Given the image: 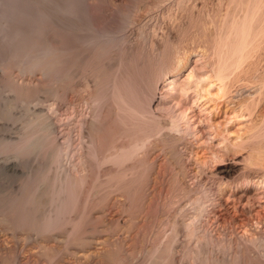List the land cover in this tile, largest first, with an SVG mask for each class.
Returning a JSON list of instances; mask_svg holds the SVG:
<instances>
[{
	"label": "rangeland",
	"instance_id": "obj_1",
	"mask_svg": "<svg viewBox=\"0 0 264 264\" xmlns=\"http://www.w3.org/2000/svg\"><path fill=\"white\" fill-rule=\"evenodd\" d=\"M83 1V8L85 10L82 21L80 22L83 24L84 21V24L90 25L89 28H92L91 31H94H92V34L100 31H108L112 33L111 35H114L118 32L117 35H114L117 39L115 38L116 42L113 46L116 47V45H121L116 47V49L109 45V47L104 49L105 51L103 50L105 54L103 51H100V49L93 50L88 48V51L86 48L85 51H81L80 58L82 61L78 57L77 60L75 59L76 65L79 63V66H77V70L75 69L76 72L74 71L76 75L74 72L72 74L74 79L70 77L73 81L69 79L71 81L70 85L67 80H59V82L55 79H49L42 71L23 73L18 68H13L11 70L12 77L15 83H19L18 85H23L25 82L26 84L30 83L34 86L43 83L42 86H47L48 89L43 92L37 91V95L35 96L34 94V97H32L33 100L28 106L22 103L14 104L8 118L0 115V140L5 139L7 142L9 141L12 146L7 147L8 149L10 148L9 150L6 147V150H3L4 148L2 150L0 149V171L5 167L4 170L2 169L5 172V176L0 172V264H264V244H262L264 243V187H261L264 184L257 185L259 179L260 181L264 180V172L260 169H254V167H243V171H241L242 174L239 173L235 175V181L237 180V185L235 184V187L234 185L232 187H226L225 185L221 186L214 174L218 167L233 163L246 153L244 152L246 150L237 153L231 148L228 149L229 151L223 149L225 146L223 141L226 138L234 140L239 126L238 121L235 119L233 105L229 104L228 100H230V97L233 98L235 94L234 97L240 96L243 91H253V87H248L242 83H238L239 85L234 84L235 86L233 85L230 88V95H228L226 99L222 98L212 101L206 105L204 104L205 106L203 105V107L201 105L203 100L195 102L196 97L194 95L187 98L188 100L186 98H181L180 104H182L184 109L192 116L193 121L196 122V126L201 132L197 137L187 135L186 139H183L184 143H179L181 145L178 146L176 155L179 153L180 155H178L181 156V160L179 161V157L177 156V158L175 156V161L176 158L178 159L177 162H175V170L171 164L166 162L165 156L160 150H153L152 153V149L149 148L147 152H140L143 154L139 153L141 159L138 157L139 154L136 156L140 161V165L138 159L135 157V160L129 163L130 169L135 166L133 170L126 169V171L124 170L125 172H121L120 174L118 172L119 168L116 170L117 167H110L109 165H104L100 168L104 171L99 169V171H96L91 164L92 168L86 166L87 169L85 168V171L88 177L90 178L92 169L93 175L97 172L96 175L98 180L94 182L95 177L91 176L90 179L87 178L88 180L80 186L81 188H76V190L73 191L70 187L71 190H69L67 185L70 183L67 181L66 177L68 176L66 175L70 173L69 175L71 176L75 171L74 174L85 172L83 170L84 166H81V161H83L81 159L84 158L85 162L88 160L86 159L87 155L89 156L90 150L94 149V146H92L94 142L92 143V140L95 141L99 136L100 139H104L111 133L109 129L116 128L113 119H110L109 113L113 82L118 79L117 81L121 82V84L123 83V87L125 88L124 91L127 90L125 95L130 91L129 89H131V93L126 95L128 99H130V103L137 104L144 98L141 97L144 96L145 91L143 77L146 73L150 72V60L146 54H149L150 52L148 51L151 50L148 46L149 41L152 39L151 37L155 33L162 35L166 27L171 23L173 25L176 24L175 28L177 30H175L178 31V34L181 32V36L179 37L180 40L182 39V43L179 41L181 48L184 45L189 47L193 42V37V39L200 44V36L198 35L200 30V24H198V10L195 9L192 13H190L191 11L185 13L186 16H184L185 14L183 16L182 14L173 15L171 10L176 12V7H173V0H166L168 3L164 0L161 3L162 5L158 4V8L156 7L158 5L151 8L153 5L151 3H153L154 0H116V4L114 3L116 2L115 0H113L114 2L112 0ZM149 7L152 10L149 9ZM119 10L122 13H120ZM122 10L127 16L124 17V12ZM187 14H191V16H187ZM175 16H177V18H174ZM167 17L168 20L170 19L169 21ZM182 17L185 20H183ZM176 19H178V21ZM57 21L56 19L55 21L49 22V29H56L55 31H57V33H62V26H60V23L58 24ZM129 21L131 23H129ZM54 23L56 24L54 25ZM125 23L126 25L124 27ZM210 27L213 33L217 32L215 27ZM154 29L156 31H154ZM50 33L48 36L52 35V33L51 35ZM178 34L177 36L180 35ZM73 35L76 36L75 34L71 36L73 37ZM79 35L83 38V36H86V33L84 35V32H80ZM39 39H36V41H39ZM41 39L40 41H42ZM73 40L77 41L78 39L76 40L74 37ZM75 41H73V46L76 45V43L78 45L81 40ZM121 41L123 42L121 43ZM194 42L192 45L197 46L198 44ZM134 43L136 45H134ZM128 46L129 48L131 47V50L133 49L132 52L127 49ZM195 46H191V48L194 49ZM118 48L122 49L120 50ZM194 53H196V51ZM83 54L85 56L84 58L82 57ZM95 54H97L96 57ZM261 55L264 56L262 53ZM74 57H76L75 54ZM97 58H99V60ZM259 58L260 62L264 63V57L261 60V57L253 56L250 59V64L252 63V66L247 65V68L261 71L264 68V64L259 63ZM124 59L126 60L124 61ZM129 59L130 61H128ZM253 60H255V62ZM100 66H102V68L99 69ZM146 67L149 68L147 69ZM1 68L0 81L5 75L3 68L2 70ZM97 73L103 77L96 75ZM63 81L65 82L64 84ZM66 83L69 86H65L67 85ZM242 85L244 86L242 87ZM42 86L40 85V88ZM72 86L73 88H71ZM244 87H247V90ZM86 88H89V90H86ZM136 89L139 90L137 91ZM97 91L98 93L100 92L98 96ZM13 94L14 93L9 90L8 85H0V112L7 102L13 100ZM67 95L68 97L66 98ZM100 96H102V98H100ZM70 97H73V99ZM104 99L107 102L104 101ZM173 99H175V101L179 100L178 98ZM172 103L173 102H169L168 106L171 105L173 107L174 104ZM173 108L175 109L176 107ZM258 109L257 118L259 119V114H261V116L264 114V105L261 104ZM166 111L163 113L164 120L170 121L172 117L176 119L178 107L176 110L170 109ZM101 112L102 114H100ZM38 118L43 120L47 129L40 126L33 131L34 133L29 136L30 138L27 136L30 139V144H33L35 149L29 148L19 154L24 145V138L27 140L25 137V135L28 134L26 133L28 132L27 123ZM98 118L104 120L102 121ZM248 119L251 118L247 117L244 119V124H246ZM105 122L107 124H105ZM100 126L102 127L100 128ZM152 140H154V138H152L150 142H152ZM66 148H68L69 152ZM57 151L63 153H60L58 158L56 157L59 155V153H56ZM147 154H150L149 157ZM214 154L220 157L215 158ZM80 155L82 158H80ZM64 156L67 160H65ZM59 157H61L60 160ZM56 160L58 162H56ZM56 163H59V165ZM86 165H89V163ZM144 165H146V168ZM78 166H80V168ZM140 166L142 168H140ZM74 167L75 171L73 169ZM139 169H141V171ZM144 169L147 171H144ZM64 170L68 171L65 172ZM70 170L71 172H69ZM112 173L114 176L117 174L121 176L123 173L121 177H124L121 178L118 175L119 178H116L118 177L116 176L115 181L114 178H112L113 181H109V178H107L109 176L107 175H112ZM249 173L251 174L249 175ZM105 175L107 177H104ZM100 176H102V178H99ZM54 178L56 181H53ZM248 180L249 182H247ZM62 184L66 186V192L63 193V195H61L62 192L60 191L63 186ZM57 186H59V188ZM186 194H189L192 200L193 197L196 199L201 198V200L206 203V210L208 212L206 211L207 213L205 212L201 219L197 221L199 222L198 224L196 222L197 230H173L171 225L174 224V222L175 225L181 226V223L188 222L189 217L191 218L195 212L193 210L195 208L192 206V202ZM65 196L68 198L66 199ZM53 197H55V200ZM78 204L80 206H78ZM72 219L76 224L78 223V226H73L75 223ZM176 220L178 223H176ZM182 220L185 221L183 222ZM49 221H51L50 223L54 226V229L51 228L53 226L50 227ZM14 230L17 231L13 232ZM42 230H45L43 231L44 233ZM61 230H64V233H62ZM73 230H79L78 232L76 231L77 235L74 234L76 237L82 235L80 237H82V239L85 238L84 242L85 240L87 241L85 242V247L80 248L81 246L78 245V248L76 245L73 246L75 243L72 239H74L75 236L73 238L71 237V244H65L70 243L68 242L70 237L67 238L68 240L65 239L67 242L63 243L65 240L60 242L61 236H64L62 238L64 239L67 237V234L71 235V233L74 232ZM28 237L31 238L27 240ZM32 238L37 239L31 240ZM40 244L41 247L39 248ZM63 244L64 248L62 246ZM170 244L173 245H171V247H173L171 253L166 255L164 260L159 259L160 261H158V258L165 253L167 246ZM87 245H89V247H87ZM75 249L77 253L74 252L76 251ZM51 250H53V252ZM44 251H48V253H44ZM56 252H59V254ZM113 254L115 255L113 256ZM13 259L15 262H13ZM240 259H242V261H239Z\"/></svg>",
	"mask_w": 264,
	"mask_h": 264
},
{
	"label": "bare ground",
	"instance_id": "obj_2",
	"mask_svg": "<svg viewBox=\"0 0 264 264\" xmlns=\"http://www.w3.org/2000/svg\"><path fill=\"white\" fill-rule=\"evenodd\" d=\"M163 1L164 0H154V2L151 3V4H153L151 8H153V6H156L158 4L160 5ZM173 1H174V3L172 2L174 4L173 7H176V10H175L176 12L172 11L171 10L172 8L170 9L171 12H173L172 13L173 15L182 14V16H183L185 13H189L190 11H191L190 13H192V11L193 10L195 11V9L198 10L199 21L198 20L197 21H198V24H200L199 26L201 27V28L199 27L200 30L198 33V35L200 36V38H199L200 44L198 42H196V40H194L193 39L194 37H193L192 40H193V42L195 41L194 43L198 44V45L196 44L197 46L192 45L193 42L191 41L192 44L191 45H189L190 43L188 44L190 48L187 47V45H184L181 48L180 43H179V41L182 40V39L180 40V38H179L181 36V34H180L181 32H179V34H180L179 35L178 31H176L177 30L175 28L176 24L173 25L170 23V25L166 27V29L162 33V35L161 34L158 35V33H155L154 35L152 34L153 35L151 37L152 39L148 43V46L151 49L150 51H148V52H150L149 53L150 55L148 53L146 54L145 52H142V53H145L146 55H148V59L150 60L149 61L150 62L149 67L150 68L148 67L150 72L146 73V75H144V77H143L144 78L143 81L145 82V84H143L145 87V89H144L145 91H144V96H141V97H144V98L141 99L142 101H139L137 104L130 103V99H128V97L126 95L131 93L130 92L131 89H129L130 91L128 90L129 92L125 95V92L127 90L124 91L125 88L123 87V83L121 84V82L117 81L118 79L113 82V85H112L113 89L111 88L112 93H111V97H110L111 103L109 104L110 105L109 113H110V119H113V122L115 123L116 128L109 129L110 130L109 132H111V133H109V135L106 134L107 136L104 139H100L99 135H98L99 138L96 139L98 137L97 136L95 138L96 139L95 141H93L91 139L92 143L94 142V144L92 145V146H94V149L90 150L89 156L86 153V155H87L86 159H88L86 162H85L84 158L81 159L83 161L80 160L82 163L81 166H84V169H83L84 171L87 169L86 166H89L90 168H92V166H93V169H95L97 171L98 169L103 170V169H100L102 166H104V165L108 166L109 165L110 167H115V168L117 167L116 170L119 168L120 171L118 170V172L120 174L121 172H125L126 169L127 170L130 169L129 163L131 161L133 162V160H135V157L140 152H145V151L147 152V150H149V148H151L152 153H153V150H157V151L160 150L164 154L166 162L171 164V166L175 170V165H176L175 162H177V160H178L177 158L179 157V161L181 160L180 159L181 156H179L180 154L178 152L177 153L179 155L178 154L176 155V151H178L177 148L179 145H181L179 143H182V142L184 143V140L186 139L187 135L197 137V136H199V134L201 132V130L199 128H197L196 122L193 121L192 116H190L188 111L186 109H184L182 104H180L181 100L183 98L187 99V98L191 97V95H194L196 97L195 102H199V101L203 100V103L201 104L203 107L204 104L206 105L212 101L220 100L222 98L226 99V97L228 95H230L229 94L230 88L234 84L239 85L238 83H242L248 87H253L254 90L253 91L250 90L248 92L243 91L240 96L234 97L236 95L235 94L233 96V98L230 97V100H228L229 104L233 105L232 107L235 110L234 111L235 112V119L238 121L239 126H238V132H237L234 140H229L228 138H226L223 141L224 145H225L223 147V149L228 150L231 148L233 151H235L237 153L238 152L241 153L242 150H246V151H244L246 153L243 155L241 154L242 155L241 158L237 159V161L230 163V164H227V165H224L222 167H218L214 173L221 186L225 185L226 187H232L234 185V187H235V184L237 185V183H236L237 180L235 181V179H236L235 175L241 173V171H243L242 170L243 167L244 168H245V166L246 167L248 166L250 168L254 167V169L255 168L260 169L264 172V114L262 116H261V114H259L260 118L259 119L257 118L258 112L260 109V108L258 109V107L261 106V104L264 105V68L262 69V65H261V69H262L261 71H259L257 69L247 68V65L252 64V63L250 64V59L253 56L261 57V60L264 57L263 55H261V53L264 54L263 53L264 52V0H173ZM82 2L84 3L83 0H0V68L2 67L3 71L5 73L4 77H2L3 79L1 78L2 80L0 81V85H8L9 90L12 93H14L13 94V96H14L13 100L11 102H7L4 106V108L1 110L0 115L2 117L8 118L10 116V112H11L10 110L12 109L14 104L22 103L23 105L28 106L32 102V100H33L32 97H34V94H35V96L37 95L36 94L37 91L43 92V91L48 89L47 86L46 87L42 86L43 83L39 84V85L36 84L34 86L33 84H30V83L26 84V82H25V84H23V85H21V84L18 85L19 83L18 84L15 83V81L12 77V74H11V70L13 68H18L23 73H33L36 71H42V72H44L46 77H49V79H55L58 81L59 80L60 81L61 80H67V82H69L68 84L70 85L71 81L69 79H71L70 77H72L74 79V76L72 74L74 71L76 72V70H77L76 68H77V66H79L78 65L79 63H77V65H76L75 62L77 60V57L78 58L81 57L80 53H82L83 50L85 51L86 48H87V50H88V48H90L93 50L100 49V51H103L104 49L109 47V45L113 46V44H115V42H116L115 40L117 38L114 35H117L118 32H116V34H114V32H113L114 35H111L112 33L111 32L109 33L106 30L107 32L100 31L98 33L92 34L93 30L91 31L92 28L91 29L89 28L90 25L88 26L86 23L84 24V21H83V24H84V26H83V24L80 22V21H82V18L84 16V10H85L83 8L84 4ZM166 2L168 3V1H166ZM114 3L116 4L117 1ZM114 3H113V5H114ZM119 4H120V2H119ZM87 5H88V3H87ZM159 5L156 7L158 8ZM148 6H151V5H148ZM148 6H147V8H148ZM85 8H87V7H85ZM151 8L149 7V9H151ZM120 13H122V12L120 11ZM125 14L126 13L124 12V17L127 16V14L126 15ZM179 16H181V15H179ZM179 16H178V18H179ZM184 16H186V14ZM187 16H191V14L190 15L187 14ZM85 17H84V20H85ZM122 17H123V15H122ZM130 17H127V18L133 20ZM174 18H177V16H175ZM174 18H172V19H174ZM56 19L59 21V22L57 21V23L58 24L60 23V26H62V28H64V29L61 28L62 33L61 32L57 33V31H55L56 29L54 30L53 28L52 29L54 31L49 29L50 28L49 22L55 21ZM182 19H183V17H182ZM167 20H168V17H167ZM176 20L178 21V19H176ZM183 20H185V19H183ZM130 21H129V23H131ZM177 21H176V23H177ZM187 21H188V19H187ZM184 22H186V21H184ZM195 22H196V20H195ZM87 23H88V21H87ZM51 24H53V23H51ZM55 24L56 23H54V25ZM125 25H126V23L124 24V27H125ZM60 26H59V28H60ZM210 26L215 27L217 29V32L213 33ZM121 27H123V26H121ZM194 28H195V26H194ZM181 29H182V27H181ZM196 29H198V28H196ZM179 30H180V27H179ZM154 31H156V30L154 29ZM157 31H158V29H157ZM50 32L52 33V35ZM80 32H84V35L86 33V36L82 35L83 36V38H82L79 35ZM49 33L51 36H48ZM72 34H75L76 36L73 35V37H72L71 36ZM177 34L179 36H177ZM183 36H184V33H183ZM74 37L76 40L78 39L77 41H79V40H81V41H79L80 43L78 42L79 43L78 45L76 43V45L73 46L72 45L74 43L73 41H75V40H73ZM136 37H138V36H136ZM39 38L40 39L43 38V39H41L42 41H40ZM79 38H81V39H79ZM146 38H148V37H146ZM36 39H39V41L38 40L36 41ZM126 40H128V39H126ZM77 41H75V42H77ZM118 41H119V39H118ZM122 42L123 41H121V43ZM181 43H182V41H181ZM184 43H185V41H184ZM186 44H187V41H186ZM120 45L121 44H119L118 46H120ZM134 45H136V44L134 43ZM118 46L116 45V47H118ZM139 46H141V45H139ZM191 46H193V47L195 46V48L192 49ZM116 47H114V48L116 49ZM131 47L133 48L132 45H131ZM131 47L129 48V46H128L127 49L130 51ZM118 49H120V48H118ZM87 50H86V52H87ZM132 50H131V52H132ZM104 51H103V53H104ZM195 51H196V53H194ZM93 52H95V51H93ZM138 52H139V50H138ZM103 53H102V55H103ZM74 54L76 57H74ZM84 54L82 56L83 58L85 57ZM97 54H95V57ZM133 54H135V53H133ZM86 55H88V54H86ZM90 55H92V54H90ZM130 56H132V55H130ZM113 57H112V59H113ZM123 57H125V56H123ZM107 58H108V55H107ZM97 59L99 60V58H97ZM80 60H81V58H80ZM84 60H83V62H84ZM92 60H94V59H92ZM125 60L126 59H124V61ZM263 60H264V58H263ZM103 61H105V60H103ZM128 61H130V59ZM253 61L255 62V60H253ZM258 61L261 64L263 63V62H260V58L258 59ZM256 62H257V60H256ZM88 63H89V61H88ZM97 64H98V62H97ZM99 65H100V63H99ZM125 65H127V64H125ZM147 65H148V63H147ZM119 66H120V64H119ZM119 66H118V68H119ZM142 67H143V65H142ZM253 67H254V65H253ZM259 67H258V69H259ZM2 68H1V70H2ZM97 68H98V66H97ZM100 68H102V66H100L99 69ZM124 68H126V67H124ZM124 68H122V69H124ZM81 69H82V67H81ZM147 69H146V71H147ZM94 70H96V69H94ZM89 71H90V69H89ZM75 72H74V74H75ZM103 72H105V71H103ZM114 72H115V70H114ZM116 73H117V71H116ZM119 73H121V72H119ZM100 74H102V73H100ZM96 75H98V73ZM103 75H104V73H103ZM115 75H113V76H115ZM93 76H95V75H93ZM98 76L103 77L102 75H98ZM121 76H123V75H121ZM95 82H96V80H95ZM64 83L65 82L63 81V84ZM100 83H102V82H100ZM125 83H127V82H125ZM68 84L65 86H69ZM108 84H110V83H108ZM111 84H112V81H111ZM40 85L42 86L41 88H40ZM244 85H242V87ZM86 86H88V85H86ZM4 87H6V86H4ZM242 87H241V89H242ZM71 88H73V86ZM95 89H97V88H95ZM108 89H109V86H108ZM86 90H89V88L88 89L86 88ZM93 90H94V88H93ZM100 90H102V89H100ZM105 90H106V88H105ZM81 91H82V87H81ZM81 91H79V92H81ZM73 92H75V91H73ZM147 92H148V94H147ZM38 93H41V92H38ZM67 93H68V91H67ZM99 93L97 91V96ZM132 93H134V92H132ZM102 94H103V92H102ZM102 94H100V95H102ZM132 95H131V97H132ZM67 97H68V95L66 96V98ZM82 97H80V98H82ZM70 98L73 99V97H70ZM100 98H102V96H100ZM173 98H178L179 100L175 101V99H173ZM234 98H236L237 100ZM107 100H108V98H107ZM96 101H97V99H96ZM102 101H103V99H102ZM102 101H100V102H102ZM104 101H106V100L104 99ZM137 101H138V99H137ZM169 102H173L172 103V104H174L173 107H176V108L178 107V113H177V117L175 116L176 119H174V117H172L173 120L171 118L170 121H166L163 118L164 111H166L167 109L176 110V108L174 109L171 105L168 106ZM103 105H104V103H103ZM100 107H103V106H100ZM257 109H258V111H257ZM169 110H167V111H169ZM204 111H206V110H204ZM260 112H262V111H260ZM100 114H102V112ZM107 117H108V115H107ZM247 117H250L251 119H248L246 121V124H244L245 123L244 119H246ZM98 119H100V118H98ZM100 120H102V119H100ZM107 123H108V121H107ZM107 123L105 122V124H107ZM109 124H110V122H109ZM40 126L47 129V126L44 125L43 120H40L39 118L36 120H31L27 123V131L28 132H26V133H28V134L25 133L26 134L25 137L27 138V140H25V138H24V145H23V148L21 149V151L19 152V154L21 152L28 150L29 148H34V145L30 144V139H29L30 137L29 136L31 134H33L34 133L33 131H35V129H37ZM111 126H113V125H111ZM101 127L102 126H100V128ZM95 128H96V126H95ZM96 130H97V128H96ZM96 134H97V132H96ZM210 135H212V134H210ZM22 137H24V136H22ZM152 138H154V140H152V142H150ZM93 139H94V137H93ZM10 146L11 145H10L9 141L7 142V140H5V139L0 140V149L1 150L3 148H4L3 150H6V148L10 147ZM66 149L68 150V148H66ZM68 152H69V150H68ZM56 153L58 154L59 152L57 151ZM60 153H59V155L56 156L57 158H58V156H60ZM61 154H63V153H61ZM140 154H143V153H140ZM140 154L138 155V157L140 156ZM86 155H85V157H86ZM147 155L149 157L150 154H147ZM80 156H78V157H80ZM175 156L176 157L178 156L176 158V161H175ZM66 157H67V155H66ZM138 157H136V158L138 159ZM214 157L217 158L220 156H218L217 154H214ZM57 158H54V159H57ZM60 158L61 157H59V160H60ZM64 158H65V156H64ZM80 158H82V156ZM57 160H56V162H58ZM65 160H67V159L65 158ZM138 162L140 165L139 159H138ZM88 163H89V165H86ZM148 163H146V164H148ZM57 165H59V163ZM139 165H138V168H139ZM141 165H142V162H141ZM145 166L146 165H144V167ZM65 167H66V165H65ZM75 167L73 168L74 171H75ZM78 167L80 168V166H78ZM133 167H135V166H133ZM133 167L130 170H133ZM4 168H2V169L4 170ZM140 168H142V167L140 166ZM2 169L0 172L3 174V176H5L4 175L5 172ZM139 170L141 171V169H139ZM145 170L146 169H144V171ZM176 170H178V169H176ZM64 171L67 172L68 170L67 171L64 170ZM91 171H92V174L91 173L90 174H91V176L95 177L94 182H96L98 180V177L96 175L97 172L95 171L96 173H94V175H93V170L91 169ZM69 172H71V170ZM72 173H73V171H72ZM74 173L71 176L69 175L70 173H68V175H66V176H68L66 178H67V181L70 183V184H68L70 186H68L67 183H66V185H67V187H69V190H71L70 189V187H71L73 189V191H75L76 188L77 189L81 188L80 186H82L85 183V181L88 180L87 178H89L86 171L84 173H81V172L77 173V174H74ZM119 174H117L116 176H118ZM250 174L251 173H249V175ZM106 175L104 177L109 176V177H107V178H109V181L112 180V178H114V181H115V179L119 178V176H120L119 175L118 177H116L113 175V173H112L113 176L111 174L110 175L108 174L107 176ZM122 175H123V173H122ZM91 176H90V178H91ZM123 177H121V178H123ZM99 178H102V176H100ZM121 178H120V180H121ZM92 180H93V178H92ZM53 181H56L55 178ZM64 181H66V180H64ZM100 182H102V181H100ZM173 182H174V180H173ZM247 182H249V180ZM174 184H175V182H174ZM258 184L263 185L264 180L260 181V179H259L257 181V185ZM57 187L59 188V186H57ZM261 187L263 188L264 185ZM60 189H61V187H60ZM65 189H66V186L63 185L62 189L60 190L62 193L61 192H59V193H61V195H63V193L66 192ZM59 193H58V195H59ZM184 193H185V191H184ZM64 195H66V194H64ZM186 195L189 196V194H186ZM55 197H53L54 200H55ZM65 197H66V199L68 198L67 196H65ZM57 198H58V196H57ZM189 199L192 202L191 203L192 206L195 208V209H193L195 212L194 213L192 212L193 215L191 216V218L189 217L188 222H184L185 220L184 221L182 220L184 223H181V226L175 225V222H174V224L171 225L173 230H190L191 231V230H197L198 229L196 227V222L198 220H200L201 217L203 216V214H205V212L207 211L206 210V203H204L201 200V198L196 199L195 197H193V200H192L189 196ZM61 200H62V196H61ZM63 200H65V199H63ZM203 200H204V198H203ZM172 203H175V202H172ZM59 205H58V207H59ZM78 206H80V205L78 204ZM75 207H76V205H75ZM167 209H169V208H167ZM174 213H175V211H174ZM47 218H48V216H47ZM55 218H56V216H55ZM50 222L51 221H49L48 223H50ZM57 222H59V221H57ZM71 223H73V222H71ZM74 223L75 224H73V226H76V225L78 226V223L76 224L75 221H74ZM176 223H178L177 220H176ZM198 223L199 222H197V224ZM53 224H54V222H53ZM49 225H50V227L53 226V225H51V223ZM45 228H46V226H45ZM51 228L54 229V226ZM47 229H49V228H47ZM55 229H57V228H55ZM16 231L14 230L13 232H16ZM43 231H45V230H42V232ZM63 231H62V233H64ZM73 231L76 232L77 230L76 231L73 230ZM87 231H89V230H87ZM74 232L71 233V235L67 234V237H65L64 239H62L64 236L63 237L61 236V240L59 238L60 242H63L62 240H65V239L68 240L67 238L70 237L69 241H68L70 243H65V242H67L66 240L63 243H65L66 245L71 244L72 243L70 241L71 237L73 238L75 236L74 234L77 235V232L76 233H74ZM13 234H15V233H13ZM33 234H34V232H33ZM45 234H46V232H45ZM81 234H84V233H81ZM25 235H27V234H25ZM49 236H50V234H49ZM80 236H82V235H80ZM80 236H77V237L75 236L76 238L74 237V239H72V241L75 243L73 246L79 245V246H81L80 248L85 247L84 245H85V242H87V241L85 240V242H84L85 238L82 239V237H80ZM30 238L28 237L27 240H29ZM34 239L36 240L37 238H34ZM34 239L32 238L31 240H34ZM170 243H172V242H170ZM41 244H40L39 248L41 247ZM56 244H58V243H56ZM91 244H92V242H91ZM262 244H264V243H262ZM167 245H168V243H167ZM171 245L172 244L167 246L165 253L162 254L161 257L158 258V261H160L159 259L164 260L166 258V255H169L171 253V249L173 248V247H171ZM37 246H38V244H37ZM62 246L64 248V244ZM79 246H78V248H79ZM87 247H89V245H87ZM42 249H44V248H42ZM40 251H41V249H40ZM51 251L53 252V250H51ZM242 251H244V250H242ZM45 252L46 251H44V253ZM59 252H61V251H59ZM59 252H56V253L59 254ZM74 252L77 253V250ZM117 252H115V253H117ZM46 253H48V251ZM36 254H38V253H36ZM39 254H40V252H39ZM249 254H250V252H249ZM70 255H71V253H70ZM114 255L115 254H113V256ZM241 255H243V254H241ZM238 258H239V256H238ZM239 261H242V259H240ZM13 262H15L14 259H13Z\"/></svg>",
	"mask_w": 264,
	"mask_h": 264
}]
</instances>
